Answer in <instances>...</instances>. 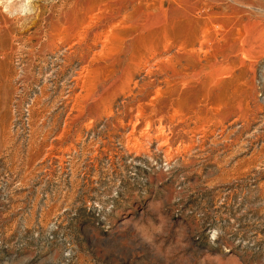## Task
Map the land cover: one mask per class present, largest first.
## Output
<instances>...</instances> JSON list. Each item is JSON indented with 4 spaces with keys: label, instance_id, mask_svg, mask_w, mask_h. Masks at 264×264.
I'll return each mask as SVG.
<instances>
[{
    "label": "rangeland",
    "instance_id": "rangeland-1",
    "mask_svg": "<svg viewBox=\"0 0 264 264\" xmlns=\"http://www.w3.org/2000/svg\"><path fill=\"white\" fill-rule=\"evenodd\" d=\"M30 6L0 7V264H196L225 246L264 264V0ZM183 47L181 81L146 75ZM160 215L157 251L138 232Z\"/></svg>",
    "mask_w": 264,
    "mask_h": 264
},
{
    "label": "bare ground",
    "instance_id": "bare-ground-1",
    "mask_svg": "<svg viewBox=\"0 0 264 264\" xmlns=\"http://www.w3.org/2000/svg\"><path fill=\"white\" fill-rule=\"evenodd\" d=\"M32 0H0V7L2 8V11L3 12H5V13H7V14H12V13H14V10H16L17 8H20V9H22L21 11L22 12H25L26 14H29V13H31L32 12V9L33 8H31V6H30V2H31ZM16 2H18L17 4H16ZM232 2V1H231ZM19 5V6H18ZM115 11H117L116 9H115ZM16 12V11H15ZM113 14V13H112ZM62 19V18H61ZM124 19H125V21H127V19H128V17H124ZM70 20V19H69ZM170 26V25H169ZM63 28V27H62ZM64 29H66V27L64 28ZM63 29V30H64ZM195 29V28H194ZM208 33V32H207ZM132 36V35H131ZM198 36V35H197ZM201 36H203V35H201ZM205 36V35H204ZM209 37H211V36H209ZM107 38V37H106ZM208 38V37H207ZM206 39V38H205ZM132 39H130V41H131ZM177 40V39H176ZM178 41V40H177ZM208 41V40H207ZM125 42V41H124ZM170 42V41H169ZM199 42V41H198ZM104 43V42H103ZM168 43V42H167ZM171 43V42H170ZM174 43H175V41H174ZM177 43V42H176ZM194 43V42H193ZM105 44V43H104ZM103 44V45H104ZM106 44H108V43H106ZM124 44V43H123ZM127 44V43H126ZM125 44V45H126ZM181 44V43H180ZM192 44V43H191ZM205 44V43H204ZM129 45V44H128ZM154 45V44H153ZM168 45V44H167ZM174 45V44H173ZM186 45V44H185ZM202 45H203V43H202ZM121 46V45H120ZM157 46V45H156ZM180 46V45H179ZM178 46V47H179ZM122 47V46H121ZM128 47V46H127ZM174 47V46H173ZM181 47V46H180ZM131 48V47H130ZM157 48V47H156ZM166 48V47H165ZM186 48V47H185ZM200 48V47H199ZM198 48V49H199ZM106 49V48H105ZM124 49H125V47H124ZM128 49H129V47H128ZM184 49V47L181 49V48H179V50L178 51H176L175 52V54L174 55H171L170 57H167L166 59L164 58L165 56H163V58L165 59V60H163L162 58H160L161 60H159V61H156L155 62V64L154 63H151L152 64V66H149L148 67V69H147V73H146V75H148V76H150V77H153V76H156L157 74H160V73H163L165 76H166V79H165V81H163L165 84H167V82H168V79H170V80H172V81H174V80H179V81H181L182 80V76H184V75H182L181 74V72H179V70H177V68H176V66L179 64V61L177 60V56H179L180 55V53L182 52V50ZM120 50V49H119ZM127 50V49H126ZM176 50V49H175ZM174 50V51H175ZM162 51H163V49H162ZM165 51V50H164ZM121 52V51H120ZM123 52V51H122ZM127 52H128V50H127ZM146 52V51H145ZM167 52V51H166ZM172 52V51H171ZM194 52V51H193ZM199 52V51H198ZM130 53V52H129ZM131 53H133V50H132V52ZM149 53V52H148ZM170 53V52H169ZM185 53V52H184ZM206 53V52H205ZM150 54V53H149ZM153 54H155V53H153ZM152 54V55H153ZM119 55H121V54H119ZM127 55V54H126ZM169 55V54H168ZM118 56V55H117ZM155 56V55H154ZM120 57V56H119ZM119 57H117V58H119ZM123 57V56H122ZM116 58V57H115ZM146 58V57H145ZM150 58V57H149ZM153 58H155V57H153ZM123 59V58H122ZM140 59V58H139ZM144 59V58H143ZM180 59V58H179ZM116 60H120V59H116ZM145 60V59H144ZM143 60V61H144ZM123 61V60H122ZM155 61V60H154ZM111 62L113 63V59L111 60ZM137 62V61H136ZM184 62H187V61H184ZM118 63H119V61H118ZM182 63V62H181ZM189 63V62H188ZM109 64V63H108ZM111 64V63H110ZM116 63H115V61H114V64L113 65H115ZM126 64V63H125ZM130 64H131V62H130ZM143 64V63H142ZM154 64V65H153ZM122 65H123V63H122ZM132 65V64H131ZM134 66L136 65V64H133ZM127 65H125V67H126ZM185 66H186V64H185ZM114 67H116V66H114ZM113 67V68H114ZM128 67V66H127ZM126 67V68H127ZM139 67V66H138ZM141 67V66H140ZM178 67V66H177ZM192 67H193V65H192ZM156 68V69H155ZM120 69V68H119ZM118 69V70H119ZM153 69H155V70H153ZM186 69V68H185ZM184 70V69H183ZM187 70V69H186ZM185 71V70H184ZM183 71V72H184ZM126 72V71H125ZM128 72H129V70H128ZM195 72V71H194ZM194 72H191V73H194ZM122 73H124V72H122ZM144 74V73H143ZM187 74V73H186ZM146 75H144V76H146ZM184 78V77H183ZM187 77H185V79H186ZM111 81V80H110ZM162 81V80H161ZM191 82V81H190ZM169 84H170V82H168ZM172 83V82H171ZM177 83V82H176ZM183 83V82H182ZM181 83V84H182ZM175 84V83H174ZM176 85V84H175ZM178 85V84H177ZM138 87H140L141 88V86H145V83H144V81H140V83H139V85H137ZM173 86V85H172ZM141 91V90H140ZM169 97V96H168ZM168 99V98H167ZM172 102V101H171ZM197 114V113H196ZM137 117V116H136ZM111 119V118H110ZM131 131V130H130ZM140 141V140H139Z\"/></svg>",
    "mask_w": 264,
    "mask_h": 264
},
{
    "label": "clouds",
    "instance_id": "clouds-1",
    "mask_svg": "<svg viewBox=\"0 0 264 264\" xmlns=\"http://www.w3.org/2000/svg\"><path fill=\"white\" fill-rule=\"evenodd\" d=\"M147 210L160 214L162 211V205L159 201H151L147 206ZM168 223L169 219L164 215H160V224L154 227L150 233L146 231L138 232L140 239L143 243L149 246H154L156 247V250L159 251L160 248L157 244V236H162L166 233ZM182 232V226H177L176 233L178 239ZM159 243L162 244L163 241H160ZM196 264H239V260L238 257L231 255L230 249L225 246L221 247L220 251L217 252L204 251L202 253L197 254Z\"/></svg>",
    "mask_w": 264,
    "mask_h": 264
}]
</instances>
